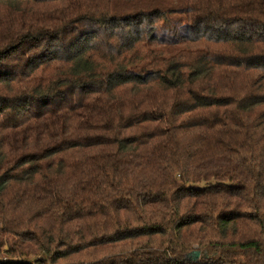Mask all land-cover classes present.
<instances>
[{
  "label": "trees",
  "instance_id": "1",
  "mask_svg": "<svg viewBox=\"0 0 264 264\" xmlns=\"http://www.w3.org/2000/svg\"><path fill=\"white\" fill-rule=\"evenodd\" d=\"M0 264H264V0H0Z\"/></svg>",
  "mask_w": 264,
  "mask_h": 264
},
{
  "label": "rangeland",
  "instance_id": "2",
  "mask_svg": "<svg viewBox=\"0 0 264 264\" xmlns=\"http://www.w3.org/2000/svg\"><path fill=\"white\" fill-rule=\"evenodd\" d=\"M27 258H28V260L33 261L34 259L37 258V256L31 255V256H29V257H27Z\"/></svg>",
  "mask_w": 264,
  "mask_h": 264
}]
</instances>
